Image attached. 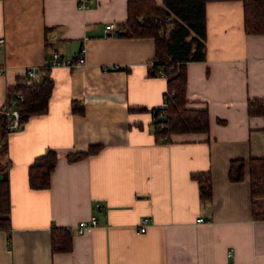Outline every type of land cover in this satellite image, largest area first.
I'll return each instance as SVG.
<instances>
[{
    "label": "crops",
    "instance_id": "crops-1",
    "mask_svg": "<svg viewBox=\"0 0 264 264\" xmlns=\"http://www.w3.org/2000/svg\"><path fill=\"white\" fill-rule=\"evenodd\" d=\"M127 1L80 9L76 0H0V109H16L8 87L53 51L86 56L82 66L49 68L47 111L7 133L10 227L0 229V264H264L248 164L242 179L227 176L230 159L264 157V115L247 112L249 98H264V35L244 31L241 0L206 2V57L186 63V97L207 109L208 130L160 137L153 109L166 79L150 74L153 38L104 28L125 21ZM93 144L97 153L66 157ZM49 149L58 153L49 185L31 188L28 166ZM202 171L207 199L191 177ZM90 216L97 224L73 234ZM53 225L68 228L70 250H51Z\"/></svg>",
    "mask_w": 264,
    "mask_h": 264
},
{
    "label": "trees",
    "instance_id": "trees-1",
    "mask_svg": "<svg viewBox=\"0 0 264 264\" xmlns=\"http://www.w3.org/2000/svg\"><path fill=\"white\" fill-rule=\"evenodd\" d=\"M216 0H128L126 19L118 29L110 34L128 37H151L154 40V56L150 64V74L165 73L166 89L163 92V105L153 109L155 135L169 137L172 132H206L208 112L206 108L190 107L186 97V63L202 61L206 57L205 5ZM243 4V28L247 34L264 35V0H241ZM53 87L49 68L37 70L36 76L17 77L8 87L18 111V127L30 115L43 114L48 108V99ZM20 93L22 98H16ZM15 96V97H14ZM82 111V106L74 110ZM249 115H264V98H249ZM6 120L0 109V229L9 230V198L6 161ZM164 123V127H159ZM100 144H93L87 150L67 153L73 161L97 153ZM58 153L49 149L36 157L28 166V183L31 188H47L50 172L53 170ZM248 164L253 219H264V157L233 158L229 161L227 176L231 181L243 178L244 166ZM199 197L211 196L209 171L193 172ZM51 250L53 252L71 249V234L68 228L51 226Z\"/></svg>",
    "mask_w": 264,
    "mask_h": 264
},
{
    "label": "built area",
    "instance_id": "built-area-1",
    "mask_svg": "<svg viewBox=\"0 0 264 264\" xmlns=\"http://www.w3.org/2000/svg\"><path fill=\"white\" fill-rule=\"evenodd\" d=\"M77 7L80 9H85L88 8L91 0H76ZM105 30H108L110 32H113L114 29L116 28L115 24L113 22H108L104 24ZM0 41H3V38H0ZM86 63V56H85V50L84 48H81L79 54L75 57H63L60 55L57 51H53L50 55L49 58L47 59L46 63L44 64L45 67L47 68H52L56 66H63V67H78L82 66ZM0 71H4V68L0 69ZM26 76L28 78H33L36 76V69L35 68H27L26 71ZM158 76L164 77L165 78V73L162 70H158ZM16 98L21 99L22 96L20 93L16 94ZM164 101V100H163ZM4 115L7 117L6 120V129L7 133L16 129L19 125L18 123V111L17 109H3ZM12 116L11 119H9V116ZM159 127H164V123H159ZM198 221L203 220L202 217L197 218ZM150 219L149 217L145 216L142 218L140 224H139V230L144 231L146 226L149 224ZM97 224V220L95 216H90L86 220H79L77 224L73 227L72 233L73 234H82L87 228L95 226ZM231 252V250L228 251V254Z\"/></svg>",
    "mask_w": 264,
    "mask_h": 264
}]
</instances>
